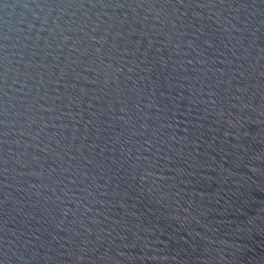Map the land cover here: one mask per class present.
Returning <instances> with one entry per match:
<instances>
[{
  "label": "water",
  "instance_id": "water-1",
  "mask_svg": "<svg viewBox=\"0 0 264 264\" xmlns=\"http://www.w3.org/2000/svg\"><path fill=\"white\" fill-rule=\"evenodd\" d=\"M0 264H264V0H0Z\"/></svg>",
  "mask_w": 264,
  "mask_h": 264
}]
</instances>
